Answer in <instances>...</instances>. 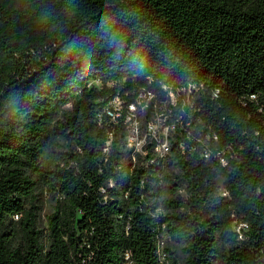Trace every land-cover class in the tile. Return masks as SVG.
Segmentation results:
<instances>
[{"label":"trees","instance_id":"obj_1","mask_svg":"<svg viewBox=\"0 0 264 264\" xmlns=\"http://www.w3.org/2000/svg\"><path fill=\"white\" fill-rule=\"evenodd\" d=\"M0 264H264V0H0Z\"/></svg>","mask_w":264,"mask_h":264},{"label":"rangeland","instance_id":"obj_2","mask_svg":"<svg viewBox=\"0 0 264 264\" xmlns=\"http://www.w3.org/2000/svg\"><path fill=\"white\" fill-rule=\"evenodd\" d=\"M90 87L101 88L100 82H92ZM189 91L180 90L178 94L169 93L168 97L164 99L148 93L141 92L137 98V102L128 108V115L126 118V125L129 129L130 144L128 149L131 150L132 155H141L143 158L146 156V146L148 142H156L159 144V152L156 149L157 156L164 155L170 157L169 145L170 141L174 138L173 125L171 112L169 111V105H174L179 97H189ZM112 109L119 112V117L126 111L124 107V101L120 98H116L111 103ZM149 120V121H148ZM227 192L224 190L220 191L221 196H227ZM47 208L43 212V216L48 213ZM163 255L164 262L168 261L167 250L175 252L178 258H182L181 249L176 246L171 238L165 236L163 238Z\"/></svg>","mask_w":264,"mask_h":264},{"label":"built area","instance_id":"obj_3","mask_svg":"<svg viewBox=\"0 0 264 264\" xmlns=\"http://www.w3.org/2000/svg\"><path fill=\"white\" fill-rule=\"evenodd\" d=\"M109 115H111L113 117V120H116L117 117H119V113H116V112H112V111H109L108 112ZM130 144V136H128V145ZM159 144H157L156 148H155V154H156V149H158V152L160 151L159 150ZM146 155H147V152H146ZM157 156V154H156ZM206 157H208V154H205ZM157 157H160V158H165L166 156L164 155H161V156H157ZM241 227H246V224H241L238 228H237V231L240 232V228ZM163 246H164V241H163V238L162 240L159 242V253L161 255V258H162V261L164 262L163 258H164V255H163ZM166 262V261H165Z\"/></svg>","mask_w":264,"mask_h":264}]
</instances>
